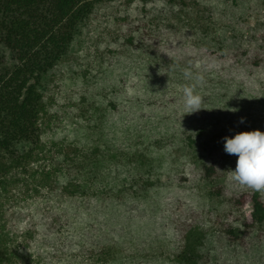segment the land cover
<instances>
[{"label":"trees","instance_id":"16d2710c","mask_svg":"<svg viewBox=\"0 0 264 264\" xmlns=\"http://www.w3.org/2000/svg\"><path fill=\"white\" fill-rule=\"evenodd\" d=\"M106 1L0 0V191L6 174L29 165L42 146L45 79L72 56L80 29ZM185 37L188 47L174 51L147 34L140 43L128 38L124 88L109 102L113 137L97 146L103 159L55 181L60 202L0 209V264H264V191L235 182L229 171L238 157L224 151V137L264 133L251 88L264 57L224 53L193 29ZM185 87L201 97V109L172 120L167 110H177ZM166 126L190 130V144L204 138L199 133L216 140L200 178L222 197L219 207L181 189L146 193L139 145L163 141ZM114 246L119 257L109 256Z\"/></svg>","mask_w":264,"mask_h":264},{"label":"rangeland","instance_id":"374dc122","mask_svg":"<svg viewBox=\"0 0 264 264\" xmlns=\"http://www.w3.org/2000/svg\"><path fill=\"white\" fill-rule=\"evenodd\" d=\"M188 29L203 33L210 46L222 43L224 53L256 56L261 51L264 57V0H110L98 5L94 17L76 36L72 56L44 81L42 146L29 165L6 174L0 209L42 210L60 202L51 192L55 181L93 169L95 161L103 159L97 146L106 145L113 137L109 102L114 91L124 88L120 81L128 74V58H124L128 38L140 43L147 34L161 38L171 51L182 50L189 45L185 37ZM262 65L253 69L251 80L259 115H264ZM178 101L175 112L167 110L171 119L188 113L183 94ZM166 127L163 141L153 144L146 139L139 145L135 162L148 171L146 193L153 197L181 189L204 205L219 207L222 197L213 194L212 187L200 178L216 140L199 133L204 138L190 144L186 139L190 130ZM251 209L249 205L247 210ZM160 246L166 256L171 244L164 240ZM120 255L118 247L110 250V257Z\"/></svg>","mask_w":264,"mask_h":264},{"label":"clouds","instance_id":"9594fccd","mask_svg":"<svg viewBox=\"0 0 264 264\" xmlns=\"http://www.w3.org/2000/svg\"><path fill=\"white\" fill-rule=\"evenodd\" d=\"M183 100L190 114L201 109L202 99L193 88L183 89ZM224 151L238 157L235 170L229 171L232 179L242 186L264 191V133L257 130L224 137Z\"/></svg>","mask_w":264,"mask_h":264}]
</instances>
